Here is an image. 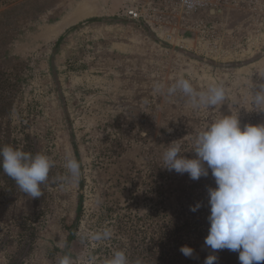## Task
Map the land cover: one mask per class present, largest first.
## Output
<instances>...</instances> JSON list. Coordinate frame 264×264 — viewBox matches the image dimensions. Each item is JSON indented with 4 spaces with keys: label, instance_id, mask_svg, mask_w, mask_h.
Masks as SVG:
<instances>
[{
    "label": "rangeland",
    "instance_id": "rangeland-1",
    "mask_svg": "<svg viewBox=\"0 0 264 264\" xmlns=\"http://www.w3.org/2000/svg\"><path fill=\"white\" fill-rule=\"evenodd\" d=\"M258 73L264 0L198 8L184 0H0V148L53 161L38 198L0 168V264H57L63 255L103 264L114 249L130 264H204L214 178L209 171L192 180L159 165L167 144L181 139L188 150L191 137L230 109L228 102L193 109L183 94L167 97L154 85L180 75L197 90L222 82L241 124H258L264 112L251 102ZM67 156L81 164L77 181L63 179ZM105 226L111 240H88ZM215 255L214 264H241L238 252Z\"/></svg>",
    "mask_w": 264,
    "mask_h": 264
},
{
    "label": "clouds",
    "instance_id": "clouds-1",
    "mask_svg": "<svg viewBox=\"0 0 264 264\" xmlns=\"http://www.w3.org/2000/svg\"><path fill=\"white\" fill-rule=\"evenodd\" d=\"M259 76L261 81L252 86L251 102L253 110L264 112V74ZM154 89L167 97L178 92L183 94L193 109L221 107L228 102L230 113L204 125L191 137V148L183 150L181 139L167 144L159 166L187 173L192 180L208 176L209 171L214 178L215 187L207 190L210 227L204 241L212 254L204 264H214L218 258L215 253L223 249L238 252L241 264H261L264 262V123L242 125L240 110H233L222 82L213 81L197 90L189 78L180 75L170 86L156 83ZM189 151L195 155L186 156ZM52 167L53 161L47 154H33L11 145L0 148V168L29 198L43 195L41 185L48 180ZM64 167L68 175L63 179L79 180L82 171L76 158L67 156ZM200 207L198 202L191 206V211ZM113 235V229L105 226L88 233L87 238L95 245L111 240ZM180 251L191 257L194 249L184 245ZM57 264H73V260L63 255ZM103 264H130V261L124 249H114ZM135 264H142V261L137 259Z\"/></svg>",
    "mask_w": 264,
    "mask_h": 264
},
{
    "label": "built area",
    "instance_id": "built-area-1",
    "mask_svg": "<svg viewBox=\"0 0 264 264\" xmlns=\"http://www.w3.org/2000/svg\"><path fill=\"white\" fill-rule=\"evenodd\" d=\"M211 0H184V6L187 8H198L210 3ZM135 10V9H134ZM133 9H129V14H136Z\"/></svg>",
    "mask_w": 264,
    "mask_h": 264
},
{
    "label": "trees",
    "instance_id": "trees-1",
    "mask_svg": "<svg viewBox=\"0 0 264 264\" xmlns=\"http://www.w3.org/2000/svg\"><path fill=\"white\" fill-rule=\"evenodd\" d=\"M100 19H102V18H98V17L97 18H92V19L86 20L84 22H81L79 25H83L85 23L92 22V21H97V20H100ZM76 27H78V26H73L68 31H70L71 29H75ZM225 257H226V255H225Z\"/></svg>",
    "mask_w": 264,
    "mask_h": 264
},
{
    "label": "water",
    "instance_id": "water-1",
    "mask_svg": "<svg viewBox=\"0 0 264 264\" xmlns=\"http://www.w3.org/2000/svg\"><path fill=\"white\" fill-rule=\"evenodd\" d=\"M193 56L197 57L195 54H193ZM202 59L205 60V61H210V60H208L207 58H204V57H202Z\"/></svg>",
    "mask_w": 264,
    "mask_h": 264
}]
</instances>
